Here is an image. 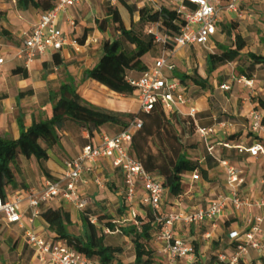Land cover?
I'll list each match as a JSON object with an SVG mask.
<instances>
[{
	"label": "built area",
	"instance_id": "1",
	"mask_svg": "<svg viewBox=\"0 0 264 264\" xmlns=\"http://www.w3.org/2000/svg\"><path fill=\"white\" fill-rule=\"evenodd\" d=\"M86 0H53V6L40 13L38 21L26 33L22 42L14 49L13 58L22 64L25 70H30L36 60L62 51L71 46L77 50L89 48L100 40L91 37L83 47L77 38L68 37L60 26V19L69 9L77 8ZM118 0H105L110 8H115ZM120 1V0H119ZM126 1V0H125ZM131 8L139 10L147 7L153 12L169 10L176 14L177 31L168 29L161 20L145 24V34L153 43L162 47L160 57L152 60L148 69L140 74L138 79H128L127 92L134 95L139 102V113H150L157 105L166 112L178 111L191 117L195 125V133L204 141L210 150V140L219 132L228 135L234 130V123L219 121L204 127L196 119L197 107L194 100L187 94L188 84L176 75L175 59L182 50L193 47L206 48L217 35L220 26L225 22L228 13L240 15L241 5L247 0H130ZM73 23V22H72ZM6 62V57H0V72ZM192 73H189L191 76ZM219 78H229L220 88L230 91L233 82L253 88V80L239 75L234 62H230L217 71ZM135 119L119 134H102L99 143L90 142L74 159L64 161L65 172L62 177L47 180L41 188L21 189L18 192L0 196V229L18 226L23 232L25 246L33 251L34 257L40 262L49 264H98L78 253L65 240L56 237L46 238L25 224L33 223L42 215L45 206L57 201H63L84 211L87 201L80 192L84 175H93L95 183L104 188L106 181L98 169L109 160L111 165L119 169L125 185V198L131 202L136 198L137 191L142 190L141 203L149 207L156 216L155 226L158 228L157 239L162 246L166 264H195L198 255L191 243L178 239L176 229L183 225L208 224L211 231L204 234L206 241L214 237L221 220L231 208L235 212H247L244 218L243 230L231 232L229 240L235 245L231 256L224 253L218 255L220 264L246 263V258L252 251L257 252L264 260V199L252 200L241 193L245 182L244 173L225 160H219L226 170L229 190L215 198L208 207L196 210H175L164 215L161 205L169 192L164 186V179L156 173L145 170L133 153L132 143L134 132L141 128L142 121ZM264 110L252 109L249 114L248 131L252 143L238 144L234 139H226L223 146L236 149L240 154L248 153L251 157L264 160ZM200 172L194 171L193 180L200 181ZM264 186V176L261 181ZM52 209V208H51ZM260 210L263 215L257 216L254 210ZM139 223V222H138ZM137 227L140 230V225ZM96 225V223L94 222ZM106 234H112L110 229L103 228Z\"/></svg>",
	"mask_w": 264,
	"mask_h": 264
},
{
	"label": "crops",
	"instance_id": "2",
	"mask_svg": "<svg viewBox=\"0 0 264 264\" xmlns=\"http://www.w3.org/2000/svg\"><path fill=\"white\" fill-rule=\"evenodd\" d=\"M104 3H106L105 0H86L77 8L69 9L60 19V26L68 37L79 40L80 36L85 32L86 35L79 40L82 47L86 40L91 39V37L99 38L100 41L97 44H92L89 48L83 47L80 51L68 46L60 52L43 56L36 60L30 70H27L28 77L24 78L21 75L12 74V70L16 67L23 68L22 64L13 58V52L22 42L26 33L38 21L42 11L33 7H29L26 10L21 9L18 7L17 0H0V11L5 14L0 31L5 29L13 37V40H8L0 34V57L3 55L6 57V62L2 68L8 65L3 77L0 79V134L2 136L13 138L14 141H17L19 138L18 121L20 118H23L26 127L31 126L34 120L37 122L45 120L51 103L50 94L59 90L67 76L75 79L77 93L80 95L83 105L95 111L113 115L121 119L126 126L132 122V119H130L131 115L135 119L139 112V102L134 95L132 97V94L127 92V86L117 85L100 75H96L98 83H94L91 80L82 81L84 72L93 68L101 56L103 42L106 40L114 41L113 37L109 34L110 27L114 26V21L111 16L104 15V11L100 9ZM251 5H254L257 10L255 9L254 13L249 14L247 7ZM99 19H106L108 26L106 31H101L98 28ZM232 22L239 24L236 27H232ZM261 23H264V0L245 1L241 5L239 16L231 13L226 14L225 22L220 26L216 36L225 34L231 40L241 36L242 40L223 42L222 50L233 48L240 51L241 48L249 47L245 45H247V37H251L248 41L252 42L250 44L252 46L248 53L252 52L264 55V25L261 26ZM244 25H248L249 29L252 30L251 33L243 29ZM241 29H243V32H240ZM117 34L121 36V33L118 31ZM122 39H120L121 42ZM10 52L12 53L10 54ZM54 54L60 56L62 60L61 65H56L53 57ZM147 57H149V53ZM144 61L147 64L146 60ZM248 69L249 73L245 77L253 80L252 90L238 82L233 83L243 85L245 89L250 90L252 96L257 100L256 103L251 104L249 97H245L243 101L244 106L241 110H238L236 107L228 111L226 107H223L220 114V112H217L209 105L205 97L193 99L197 107L196 119L201 126L209 127L219 121H230L234 123L235 127L233 132L228 135L219 132L217 136L212 137L209 142L211 145L210 150L207 148L206 143L199 139L204 144L207 154L200 156L198 159H191L199 161V169L197 171L200 172L201 179L200 181H194V172L185 173L182 179L184 194L179 198L172 196L173 202L169 203L165 209H161L164 215L175 210L191 211L206 208L218 195L227 192L229 186L226 170L220 165L219 160L227 161L230 165L244 173L245 182L241 186V193L244 196L254 201L264 199V186L261 183L264 176V160L251 157L248 153L240 154L236 149L223 146V142L226 139H234L238 144H251L253 140L248 131L249 114L254 107L264 110V65L251 66L249 63ZM139 77L140 73H129V78L131 79H138ZM220 79H226L227 81L225 82H230L229 78ZM189 87L188 85V90ZM222 92L229 93V91L224 90ZM21 94L26 95L20 98ZM226 115L234 116L238 121L226 119ZM240 117H245L247 123L240 121ZM124 129L125 127L121 125L107 124L100 127L94 136H90L89 132L79 124L69 120L66 123L65 129L61 132L60 143L48 150L47 160L39 161L33 156L30 159H22L19 169H16L11 164L16 181L14 187L17 190L15 192L21 189L41 188L47 180L62 177L65 172L64 161L76 158L88 143H99L102 134L116 135ZM98 173L106 181L104 188L99 187L95 183L92 174L87 173L84 175V182L80 186V192L87 201V207L84 211L72 204L57 200L52 205L45 206L44 208V210L52 208L57 212L69 213L72 225L67 227V232L71 235L80 236L84 234L82 220L84 215H87L97 225V223H100L98 221L99 216L110 215L106 210L107 206L118 202L116 208L122 211L124 207L121 197L123 194V191L121 192L122 188L119 191L115 189L111 191L107 187V185L120 186L121 182H124L121 171L114 168L109 160H105L100 165ZM141 193L142 190L139 189L136 197ZM88 211L91 213H88ZM254 214L261 216L263 212L255 209ZM246 215L247 212L245 211L235 212L230 208L226 216L221 220L220 226L216 229L213 239L210 241H206L204 238V234L207 231H211V227L208 224L183 225L176 229L175 235L178 239L191 243L189 235L192 232H197L198 234L196 233L194 237L201 242V244L197 245L199 248L198 261L200 260L203 264H220L218 259L213 262L208 257L209 250L214 249L213 245L217 242L219 243V247L212 253L217 258L220 253L231 256L235 245L231 244L229 234L243 230ZM114 223H116L115 220ZM13 227L20 229L18 226ZM25 227L36 231L47 239L57 236L55 231L49 229L48 224L42 216L38 217L33 223L27 222ZM5 229H9V227L0 229V232ZM201 230H204L202 235L199 233ZM22 240L24 241L23 238ZM33 260H37L34 255ZM246 261L249 264H264V260L255 251H252L251 256L247 257ZM38 262L40 264H49L40 262L39 260Z\"/></svg>",
	"mask_w": 264,
	"mask_h": 264
},
{
	"label": "trees",
	"instance_id": "3",
	"mask_svg": "<svg viewBox=\"0 0 264 264\" xmlns=\"http://www.w3.org/2000/svg\"><path fill=\"white\" fill-rule=\"evenodd\" d=\"M120 2L129 12H132L125 0H120ZM17 4L19 8L24 10L33 7L37 10L46 11L53 6V0H17ZM139 15L141 22L145 24L161 20L165 27L177 31L174 12L164 10L159 13L142 7L139 10ZM107 16L112 17L114 29L121 33L126 42L135 46V49L127 51L120 39L113 42L104 41L101 56L93 68L84 72L82 81L91 80L98 83L96 75H100L117 85L127 86L130 72L141 74L148 69L144 58L152 50L154 43L152 39L140 38L133 29L128 30L116 10L109 7ZM4 18L5 14L0 11V29ZM98 28L101 31H106V19L98 20ZM0 34L8 40H13L11 33L5 29H2ZM85 35L84 32L79 40ZM53 57L56 65L62 64L58 54H54ZM247 57L251 66L264 65V55L250 52ZM240 58L241 52L239 50L223 49L220 53L208 56L207 68L209 73H213ZM12 74L21 75L24 78L28 77L27 70L21 67L13 69ZM197 74L196 71L191 76L182 77L181 80L183 83H187V79H189L196 86L205 87L207 80L197 76ZM25 95L21 94L20 98ZM50 101L45 120L40 122L34 120L31 126L26 127L23 118L19 119V138L17 141L0 134V196L3 198L6 196L8 188L14 187L16 182L11 164L19 169L22 159H30L33 156L39 161L47 160L48 150L60 143L61 132L69 120L79 124L89 132L90 136H94L100 127L107 124L127 127L121 119L83 105L80 95L77 93L76 81L71 76L66 77L57 92L50 94ZM138 118L142 121V126L134 132L132 143L136 159L143 164L146 171L163 177L164 186L171 196L181 197L184 194L182 188L183 175L199 169V162L185 155V150L188 147L186 140L194 136L195 133L193 119L178 111H175L170 119L160 105H157L150 113H139ZM41 216L48 224L49 229L57 233L58 238L65 240L78 253L90 260L97 261L98 264H124L119 260L122 249L106 244L97 225L87 215L82 217L84 234L80 236L71 235L67 232V227L72 225L69 213L57 212L47 208ZM155 220L156 216L152 210H146L144 217H138L137 222L141 225L139 232H136V236L133 238L135 261L132 264L156 263L155 249L151 244L153 236H156L158 232L154 223ZM98 221L106 223L104 225L115 232L116 226L112 217L101 215L98 217ZM125 233L129 235L127 231ZM195 249L198 255V246L195 245Z\"/></svg>",
	"mask_w": 264,
	"mask_h": 264
},
{
	"label": "rangeland",
	"instance_id": "4",
	"mask_svg": "<svg viewBox=\"0 0 264 264\" xmlns=\"http://www.w3.org/2000/svg\"><path fill=\"white\" fill-rule=\"evenodd\" d=\"M130 2H131L130 0H126V3H128L129 6H130ZM108 8H109L108 4L104 3L100 9H102L104 11V15H106ZM112 9L116 10L120 14L121 19L124 20L126 24L125 27L128 30L133 29L134 33L144 40L151 39L150 36L145 34V23L141 22L140 15L138 13V9L136 6L134 9L131 8L132 12H129V10L125 6H123L122 3L118 0L116 7ZM255 9L256 8L254 7V5L247 7V11L249 14L254 13ZM138 17L139 19L137 20ZM238 24L239 23L237 22H232V27H236L238 26ZM262 25H264V23H261V26ZM114 26L110 27V30H109L110 36H112L114 40L123 38L122 39L123 47L127 51H133L135 49V46H133L130 43H126L125 38L122 35L120 36L117 34V30L114 29ZM243 29L249 33H251L252 31L249 29L248 25L247 26L244 25ZM243 29H241L240 32H243L242 31ZM112 33L114 34V36ZM241 38L242 37L240 36V37H236L234 40H231L228 37V35L219 34L218 36H216L215 39H213L209 47L210 50L206 48H200V47H193L187 50L185 49V50H182L177 56V58L175 59L176 66H177L176 75L180 79H182V77L184 76L189 75V73L194 74L197 71L198 72L197 76L199 75L200 77L207 80L206 86L200 87V86H194L195 84H193L191 80L187 79V84L190 86L188 90L189 96H191L195 100L205 97L209 105L217 112H220V114L222 112L223 107H226L228 111H231L232 109L236 107L238 110H241V108L244 106L243 101L245 97H249L251 104H253L254 102L255 103L257 102L256 98L252 96L251 91L248 89H245L243 85L242 87L238 83L232 84V89L229 91V93L222 92V90L220 89V86L223 82L227 80L226 79L222 80L218 77L217 75L218 70L214 71L213 73H209V70L207 68L208 56L210 54L220 53L222 51L223 42L226 43V42L240 41ZM250 38L247 37V40L245 38V40L247 41L246 43L247 45L245 46H249V47L241 48L240 49L241 58L239 60L234 61L236 64V70L241 76L242 75L247 76L249 73L248 66H249L250 61L247 55H248V51L250 50V47L252 46L250 45L252 44V42L248 41ZM161 52H162V47L160 45L154 44L152 50L149 52V57L146 56L144 58V60H146L147 62V65H150L152 60H156L158 57H160ZM11 53L12 52H10V54ZM7 67L8 65L2 68L0 72V79L3 77V74L6 71ZM131 96L133 97V95ZM166 114L170 119L172 118L173 113L166 112ZM133 117L134 116L131 115L130 119H132V121L134 120ZM225 117L226 119H229L232 121H235L237 119L231 115H226ZM240 121L247 123L246 122L247 119L245 117H240ZM10 139L13 140V138H10ZM199 139L200 138L196 135V133H194V136L186 140V144L188 147L185 150V155L188 158L198 159L200 156H204L207 154L204 144L201 143ZM223 173L225 174V172ZM123 183L121 182L120 186H115V185L108 186L107 185V187H109L111 191H113V189L119 191V189L121 188H122L121 192L123 191V194L121 197L123 199L122 204L124 207L121 212L119 208H116L118 206V202H115L111 204V206L106 207V210L110 214L107 216L112 217L116 221L115 232L112 234H106L103 231V228L107 229V227L104 225L106 223H97V228L100 230V233L104 236L106 244L112 245L115 247H120L122 249V253L119 255V260L124 264H132L135 261V247L133 243V238L136 236V232H139V229L137 227L138 217H144L145 211L151 210V208L144 207L142 205L141 203L142 193L139 194V196H137L136 198H134L131 202H128L127 199L124 200L126 195H125V191H124L125 187ZM8 190H9V193H13L17 190V188L11 187V188H8ZM171 202H173V199H172L171 194L168 192L162 202L161 209H165L166 206ZM88 213H91V212L88 211ZM92 215L95 216L93 213ZM138 225H140V223H138ZM125 231H127L129 235H127ZM203 232L204 230H201L199 233L202 235ZM21 233H22L21 229L14 228L13 226H11V228L9 229H5L0 232V264H40L38 260H33L34 253L31 249H29L28 246H25L24 241L22 240V237H20L21 235L19 236V234ZM196 233L197 232L195 233L192 232L189 235L190 242L193 246L195 245L197 246L201 244V242L198 241L196 237H194ZM151 244H152V247L155 249V255H154L155 260H156L155 264H166L165 262L166 259H165L164 253L161 251L162 246L157 239V234L156 236H153ZM218 247H219V243L216 242L213 245L214 249L209 250L208 257L211 260H213V262L216 261L218 258L212 252L216 251L215 249H217ZM251 253L249 256H251ZM195 264H203V263L199 260ZM242 264H249V263L246 261V263L242 262Z\"/></svg>",
	"mask_w": 264,
	"mask_h": 264
}]
</instances>
